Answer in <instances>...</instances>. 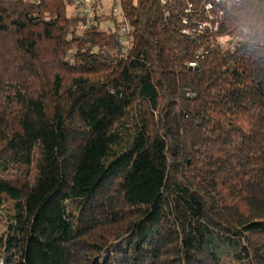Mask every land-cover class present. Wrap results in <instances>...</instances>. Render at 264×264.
Wrapping results in <instances>:
<instances>
[{
  "label": "trees",
  "instance_id": "trees-1",
  "mask_svg": "<svg viewBox=\"0 0 264 264\" xmlns=\"http://www.w3.org/2000/svg\"><path fill=\"white\" fill-rule=\"evenodd\" d=\"M112 6L0 0V264H264V0Z\"/></svg>",
  "mask_w": 264,
  "mask_h": 264
},
{
  "label": "built area",
  "instance_id": "built-area-1",
  "mask_svg": "<svg viewBox=\"0 0 264 264\" xmlns=\"http://www.w3.org/2000/svg\"><path fill=\"white\" fill-rule=\"evenodd\" d=\"M69 1V0H68ZM100 1L104 0H72L76 9L88 18L86 26L79 27L82 33L88 25L95 23L94 15H101ZM164 4H175L179 11H183L186 15L182 17V22L186 24L182 28V32L189 36H198L207 33L209 29L217 28L219 22L225 17L227 8L233 4H239L241 0H162ZM112 6V5H111ZM117 14L120 19L119 30L127 36L131 32V24L128 16L121 13L119 6L111 7L110 12ZM169 13L167 12L166 15ZM190 24V25H189ZM251 34L248 27H242L235 36L229 34L220 35L218 40L229 49L235 47L236 41L241 38H248L246 31ZM249 34V36H250ZM125 46L132 44V38L124 37ZM192 67L194 63L190 64Z\"/></svg>",
  "mask_w": 264,
  "mask_h": 264
},
{
  "label": "rangeland",
  "instance_id": "rangeland-1",
  "mask_svg": "<svg viewBox=\"0 0 264 264\" xmlns=\"http://www.w3.org/2000/svg\"><path fill=\"white\" fill-rule=\"evenodd\" d=\"M112 2H113V0H104L103 7H101V11H102L101 15H108L110 13V8L112 7L111 6ZM109 24H110L109 22H103L102 27H107V26H109ZM246 34H248V37H249L250 33H248V30L246 31Z\"/></svg>",
  "mask_w": 264,
  "mask_h": 264
}]
</instances>
